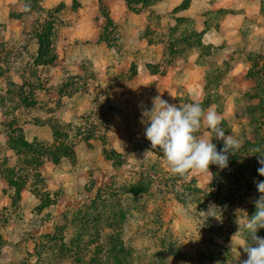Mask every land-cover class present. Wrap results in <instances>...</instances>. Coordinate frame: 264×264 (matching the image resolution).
Instances as JSON below:
<instances>
[{"label": "rangeland", "instance_id": "374dc122", "mask_svg": "<svg viewBox=\"0 0 264 264\" xmlns=\"http://www.w3.org/2000/svg\"><path fill=\"white\" fill-rule=\"evenodd\" d=\"M140 1L151 4L156 0ZM189 1L192 0H184L181 7H186ZM237 1L230 0L229 4L235 5ZM105 2L0 0V69L4 71H0V98L4 101V113H8L10 121L17 122L15 138L31 137L27 140L31 152H44L37 153V163L32 160L26 165L25 147L13 146L14 155L7 147H0L4 152L0 154V168L8 173L12 170V178L17 182L15 189L36 185L38 191L47 195L48 191H55L53 197H56L48 195L40 204L32 199L29 208L16 201V205L11 204L12 209L6 206L0 209V264H241L247 254L239 246L242 233L238 232V225L254 214V201L260 195L256 182L264 181V176L257 172L261 167L258 161L264 159V130H260L264 83L261 86L260 80L247 81L250 76L260 74L264 41L249 39L247 25H242L241 38L236 34L230 40L234 54L223 51L224 41L213 46L202 41L198 23L201 17L193 14L207 13L206 2H199L195 11L189 13L169 12L159 7L152 12L151 24L170 35L167 55L151 57L155 69L163 74L166 67L163 65L172 62L175 54L198 51L205 74L194 70L189 77L202 85L197 88L199 91L205 90V99L198 103L205 111L214 109L221 117L225 134L235 136L240 142L239 150L229 156L228 168L209 166L212 173L209 184L206 175L181 178L170 172L163 154L146 139L145 125L140 122L142 110L136 120L129 117L116 124L110 107L105 104L110 93L113 97L118 94L106 89L108 84L101 83L89 64L66 65L62 91L85 102L95 98L91 111L76 112L74 118L63 121L52 114L54 106L41 105L39 99L43 90L48 89L50 68L35 63L36 36L46 26L50 28L49 58L57 62L69 28L83 22L89 15L88 7L98 13L99 17L95 15L93 20H100ZM140 8L138 5L137 9ZM162 17L167 24L159 23ZM117 29L120 32L102 31L110 37L102 44V57L92 61L100 70L107 59L112 61L115 57L106 47L117 43V33L122 36L120 43L127 44L123 41L128 33L125 27ZM149 30H152L150 25L143 26L144 33ZM76 44L72 45L73 49ZM79 46L81 57L89 60L87 50ZM255 48L260 49L256 55L250 51ZM134 58L141 65L148 59ZM125 61L126 73L114 81L124 82L119 97L124 100L125 110L134 114L138 111L134 101L137 95L146 101L149 97L141 91L134 93L131 80L137 67L131 55H126ZM114 81L112 86L116 84ZM90 84L98 88L93 98L87 95ZM156 96L166 100L164 95ZM193 102L183 95L175 105L182 107ZM41 113L49 114L45 122L49 120L47 124L54 129L26 130L22 121L36 118L39 124ZM209 135L202 124L197 136ZM247 141L260 146L258 153L248 148ZM212 143L218 151L223 147L222 140L213 138ZM110 153H114L115 159ZM36 156L29 153L27 159ZM55 157L57 163L52 162ZM49 176L54 177L51 180ZM43 204L46 210L40 209ZM210 204L216 207L214 216L202 222L200 212L207 211ZM60 208L65 210L60 212ZM50 224L52 229L46 231V225ZM257 235L264 237V229ZM36 250L38 259H35Z\"/></svg>", "mask_w": 264, "mask_h": 264}, {"label": "crops", "instance_id": "0c3cea01", "mask_svg": "<svg viewBox=\"0 0 264 264\" xmlns=\"http://www.w3.org/2000/svg\"><path fill=\"white\" fill-rule=\"evenodd\" d=\"M14 1L17 3V0ZM183 1L184 0H157L152 5L133 10L128 6L125 0H106L104 3L105 6L102 5V16H100V20H93L95 15L98 16V13L94 8L88 7L89 15L84 17L82 23L79 22L75 26L70 27L65 34L63 39L64 45H62L61 50L59 51V58H56L57 62L53 60L45 66L50 68V81L47 84L48 89L43 90L41 98L39 99L42 100L41 105L49 104L50 106H54L55 112L52 114H54L56 119H62L63 121H69L71 120V117L74 118V114H76V112L82 113L92 110L93 104H96V99L93 98V95L98 89L94 84H90L87 94L92 96L93 100L91 102H85L83 98L73 97L74 94L66 96L62 91L64 88L63 76L64 72L67 70L65 66L73 65L75 63L77 64L79 62L89 64L90 69L93 70L92 72L94 75L101 80V83L108 84L106 89L111 88L112 92L118 94L113 97L112 93H110L105 104L106 107L107 105L110 107L112 116L117 125L124 122L126 119H129V117L130 120H136L138 112L140 113V111L143 109L151 110L154 96L158 93L162 96L164 95V97L166 96V100L171 104H177L178 98L183 95L189 96L190 99L196 103L203 101L206 96L205 90L203 91V88L200 91L198 90L202 85H199V81L189 78L190 73L194 72V70H196L198 74L201 71L202 74H205V69L200 67L201 62H203V58L198 51H190L188 54H186V52L175 54V59H173L172 62H168L166 65H163L166 66L163 74L159 72L157 68L155 69V65L152 63L153 58L151 57L155 56L156 58H161L163 57L162 55H167L166 51L169 46L168 43L170 35L168 34V31L164 34L162 31H160V29L156 28V24L155 26L151 24L152 12L155 11V8L159 7L161 9H166V11L169 12L174 11L176 13L183 10V13H189L191 11H195L194 7L198 5L199 2H206L207 13H203L201 11L202 13L198 12L197 14H193H200L201 17L198 19V23L201 26L199 37L202 39V41L212 46L218 44L221 41L226 42L227 44L225 43L223 46V51L226 54L231 55L234 54V50L231 53L233 45L231 44L230 40L233 39L236 34L239 38L242 37L240 36V33L241 28L244 25L248 26L247 36L249 39L264 41V0H238L235 5L229 4L230 0H192L191 2H188L186 7L182 8L181 4ZM85 4L88 5V2H85ZM204 4H202L203 7L205 6ZM230 7L232 9H228ZM20 9L21 7L19 5L18 10ZM161 22H165V24H167L163 17L159 23ZM23 23L20 24L23 25ZM100 24L103 26L102 30ZM169 24L171 25V23ZM145 25H150L152 28V30H149L147 34L142 31L143 26ZM121 27H125L126 32H128L125 39L123 40L126 41L127 44L122 45L120 43L122 36L120 33H117L115 35L117 36V39H115L117 43L113 46L111 45V47H106L107 49L111 50V52H114L113 55L115 57L112 61L107 59V61H105L107 64H102L103 70L96 68L92 64V61L97 60V57H102L100 55V51L104 49L102 44L105 43L106 40L108 41L110 37V35L105 36L102 34V31L104 32L105 29H107L108 32L110 29H115L116 31L120 32V30L117 28L120 29ZM75 43L77 44L73 49L72 45ZM79 45L87 50L86 57L89 58V60L83 59L81 57L82 55L80 54ZM135 45L137 47H135ZM141 46H144V48H140ZM263 50L264 46H262V51L260 52L261 54H264ZM250 51L256 55L259 53L260 49L258 51L257 48H255ZM126 55H131L133 57L137 67L136 74L131 80V84L134 87V93L136 94L137 91H141L147 95L146 97H149L148 101H146V99L139 98L140 96L136 94L137 97L134 101L135 108L138 109V111H134V114H129L128 111L125 110L124 100L122 97H119V94H122L123 92L122 89L124 88V82L120 81V83H117L114 81L115 78H121L126 73ZM141 56L148 57L147 60L144 59L145 61L143 65H141V61H136L134 58ZM263 64L264 63H261L262 70L260 69V74L250 76L247 80L248 82L257 79L260 80L261 86L263 85ZM109 66L111 68H109ZM112 80L116 83L114 86L111 85ZM75 96H77V94H75ZM36 105L38 104L36 103ZM147 105H149L148 108H146ZM143 106L144 108H142ZM58 109H60V111ZM41 114V119L37 121L42 122L38 124L35 121L36 118L30 119L28 117L25 119V121H22L24 128L26 130H30L31 128L34 130H42V128L44 129L46 127L54 129V127L47 124L49 120L47 123L45 122V118L49 114ZM261 120L262 127L260 130H264V108ZM16 125L17 122L10 121L8 113H4V108L0 106V147H7L6 150L10 151L13 155L14 149L12 144L15 140ZM26 138V140L29 138L31 139V137ZM2 152L3 151L0 150V154ZM2 171L3 170L0 168V209L4 206L12 209L13 207L11 204H13L12 195L14 194V190L11 188L8 178L2 174ZM53 177L54 176H49L48 179L52 180ZM47 181L49 182V180ZM48 192L49 196H52L53 199H56V197H53V193L55 191ZM32 199L38 200L40 204V200L37 198L36 194L31 191L30 187L24 186L19 190V195L16 201H18V203L21 202L22 206L24 205V207L29 208V204L31 201H33ZM55 201H58V199ZM13 205H16V203ZM57 205L58 204H56V208ZM40 209L46 210V207H42ZM59 210L61 212L65 209L60 208ZM52 227L53 226H51V224L46 225V231L51 230ZM37 239L34 242L35 246ZM35 254L31 256L35 257ZM36 258L38 259L37 254L35 259Z\"/></svg>", "mask_w": 264, "mask_h": 264}, {"label": "clouds", "instance_id": "9594fccd", "mask_svg": "<svg viewBox=\"0 0 264 264\" xmlns=\"http://www.w3.org/2000/svg\"><path fill=\"white\" fill-rule=\"evenodd\" d=\"M152 104L151 110H142L140 122L145 125L146 139L153 149L163 154L173 175L181 178L192 174L206 175L209 184L212 179L210 165H216L221 170L228 168L229 156L239 150L240 142L235 136L225 134L221 117L214 109L205 111L196 102L181 107L160 96H156ZM202 124L210 133L207 138L197 136ZM213 138L223 141L219 151L212 143ZM258 163L261 164L257 169L258 175L264 176V159ZM256 188L260 193L254 201L256 210L238 225V232L242 233L239 246L247 254V259L241 264H264V237L257 235L259 230L264 229V181L256 182ZM215 209V205L210 204L207 211L200 212L202 222L214 216Z\"/></svg>", "mask_w": 264, "mask_h": 264}, {"label": "trees", "instance_id": "16d2710c", "mask_svg": "<svg viewBox=\"0 0 264 264\" xmlns=\"http://www.w3.org/2000/svg\"><path fill=\"white\" fill-rule=\"evenodd\" d=\"M126 3L128 4V6L133 9V10H136L137 9V6L138 5H141V7H145V6H149V5H152L154 3H151V4H145V3H140V2H143V1H140V0H125ZM153 2V1H152ZM148 3V2H147ZM50 28L48 26H46L40 33H38V35L36 36L37 40H38V50H37V53H36V59H35V63L37 65H47L49 64L51 61H50V54H51V47L49 45L50 43V40H48L49 36H48V30ZM0 71H2L4 73V71L2 69H0ZM2 72L0 74H2ZM256 97V96H255ZM205 99V98H204ZM202 102V101H201ZM200 102V103H201ZM32 103H28L26 104L25 106H29V105H32ZM0 106L4 107V101L2 98H0ZM261 111V110H260ZM14 122V121H12ZM55 133V132H54ZM247 143V146L248 148L253 152V153H258L257 149H260V146L255 144V143H251L249 141L246 142ZM31 143H29L24 137L20 136L18 138H15L12 146H20V147H25L27 149V152L28 153H25L26 154V157H25V164L26 165H30L32 160L35 161L37 163V159H38V154H43L44 152L40 151V150H32L31 146H30ZM262 146V145H261ZM252 148H255L254 150ZM21 152V150L19 151ZM29 153H32L33 156H36L34 157L33 159L32 158H29L27 159V155H29ZM48 154H51V153H48ZM47 154V155H48ZM111 158H114L115 159V155L114 153H110L109 154ZM49 157V156H48ZM51 159V157H49ZM236 158H237V155H236ZM31 160V161H30ZM52 162L54 163H57L58 160H57V157H55L54 159H52ZM119 164H120V161H119ZM2 174H4V176H6L9 180V184L11 186V188L14 190V194L12 195V198H13V204L16 203V200L18 198V195H19V190L21 188H16V181L13 180L12 177H14L12 175V170H10V173L7 172L6 169L3 170ZM15 186V187H14ZM31 191L36 194V196L38 197V199L42 202L43 200L46 199V197L48 196L46 193L44 194L43 192H40L38 191V187L36 185L34 186H31L30 187ZM41 206V205H40ZM46 207L44 204L40 207ZM55 240V238H54ZM35 253L38 255V258L40 257L39 255V252L36 250Z\"/></svg>", "mask_w": 264, "mask_h": 264}]
</instances>
